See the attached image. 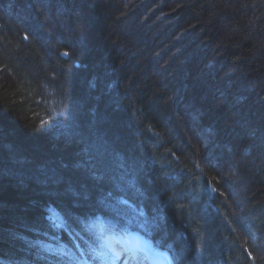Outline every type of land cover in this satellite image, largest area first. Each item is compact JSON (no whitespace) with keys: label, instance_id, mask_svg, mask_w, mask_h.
Listing matches in <instances>:
<instances>
[{"label":"trees","instance_id":"1","mask_svg":"<svg viewBox=\"0 0 264 264\" xmlns=\"http://www.w3.org/2000/svg\"><path fill=\"white\" fill-rule=\"evenodd\" d=\"M97 218L264 264V0H0V260L57 264Z\"/></svg>","mask_w":264,"mask_h":264},{"label":"snow or ice","instance_id":"2","mask_svg":"<svg viewBox=\"0 0 264 264\" xmlns=\"http://www.w3.org/2000/svg\"><path fill=\"white\" fill-rule=\"evenodd\" d=\"M140 215L143 216V213ZM60 220L63 221V218L60 217ZM49 224L53 229L66 226L64 223H57L56 220L51 218ZM132 225V220L127 221L123 226L111 221H101L98 225H93L92 227L98 229L97 246L89 249L90 260L84 259L83 264H121L122 257L123 264H145V261H149L151 264V256L161 255L160 249L150 240L144 239L139 232H133ZM136 225L144 231H149L146 220L137 219ZM118 227H120V232H123L124 236L117 232ZM105 232L110 234L105 235ZM132 241H135V243ZM116 244H119L120 247L117 248ZM76 247H79V245ZM44 250L57 258V264H73L76 259L63 246L55 249L46 247ZM140 253H143V255H140ZM81 255L83 256V253ZM0 264H4V261L0 260ZM77 264H80V262L77 261ZM168 264H173L171 258H169Z\"/></svg>","mask_w":264,"mask_h":264},{"label":"rangeland","instance_id":"3","mask_svg":"<svg viewBox=\"0 0 264 264\" xmlns=\"http://www.w3.org/2000/svg\"><path fill=\"white\" fill-rule=\"evenodd\" d=\"M133 243H135V241H132ZM163 254L161 253V255H155L156 257H157V259L158 258H162L163 257V259L162 260H164V262H167V261H169L167 258L165 259L164 258V255L162 256ZM169 257V256H168ZM155 260V259H154ZM162 260H160V261H162ZM121 264H123V257L121 258ZM151 264H154V262H153V260L151 261ZM168 264V263H167Z\"/></svg>","mask_w":264,"mask_h":264},{"label":"bare ground","instance_id":"4","mask_svg":"<svg viewBox=\"0 0 264 264\" xmlns=\"http://www.w3.org/2000/svg\"><path fill=\"white\" fill-rule=\"evenodd\" d=\"M161 253L164 255L165 259L167 258L169 260V257H168V255L165 252H161Z\"/></svg>","mask_w":264,"mask_h":264}]
</instances>
